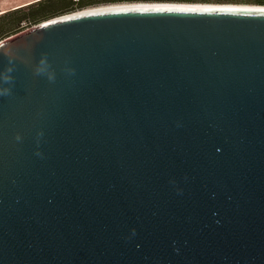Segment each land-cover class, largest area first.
Listing matches in <instances>:
<instances>
[{
    "label": "water",
    "instance_id": "1",
    "mask_svg": "<svg viewBox=\"0 0 264 264\" xmlns=\"http://www.w3.org/2000/svg\"><path fill=\"white\" fill-rule=\"evenodd\" d=\"M5 88L0 264H264L263 6L54 18Z\"/></svg>",
    "mask_w": 264,
    "mask_h": 264
},
{
    "label": "trees",
    "instance_id": "2",
    "mask_svg": "<svg viewBox=\"0 0 264 264\" xmlns=\"http://www.w3.org/2000/svg\"><path fill=\"white\" fill-rule=\"evenodd\" d=\"M204 4V5H258L264 0H42L26 7L0 14V41L19 33L22 23L36 24L73 12L107 4Z\"/></svg>",
    "mask_w": 264,
    "mask_h": 264
},
{
    "label": "crops",
    "instance_id": "3",
    "mask_svg": "<svg viewBox=\"0 0 264 264\" xmlns=\"http://www.w3.org/2000/svg\"><path fill=\"white\" fill-rule=\"evenodd\" d=\"M42 0H0V14L29 6Z\"/></svg>",
    "mask_w": 264,
    "mask_h": 264
},
{
    "label": "clouds",
    "instance_id": "4",
    "mask_svg": "<svg viewBox=\"0 0 264 264\" xmlns=\"http://www.w3.org/2000/svg\"><path fill=\"white\" fill-rule=\"evenodd\" d=\"M40 63H41V65H45V64L47 63L46 58L43 57V58L41 59ZM5 71H6L7 74L3 75L2 80H3L4 82H10L11 77H10V75H9L8 73H10V72L12 71V68H11V67H8V68H6ZM40 71H42V69H38V70H37L38 74L40 73ZM52 78H53V77H50V79H52ZM8 91H9V89H8V88H5L2 92H0V94H5V95H6V94H8ZM38 154H39V153H38ZM132 234L135 235L134 230H133V233H132Z\"/></svg>",
    "mask_w": 264,
    "mask_h": 264
},
{
    "label": "rangeland",
    "instance_id": "5",
    "mask_svg": "<svg viewBox=\"0 0 264 264\" xmlns=\"http://www.w3.org/2000/svg\"><path fill=\"white\" fill-rule=\"evenodd\" d=\"M135 4H142V3H135ZM116 5H130V4H107V5H100V6H95V7H92V8H87V9H85V10H83V11H88V10H92V9H97V8H102V7H108V6H116ZM134 5V4H133ZM214 5H216V4H214ZM239 6V5H238ZM240 6H258V5H240ZM264 7V6H263ZM83 11H79V12H83ZM79 12H73V13H71V14H75V13H79ZM51 20V19H50ZM47 21H49V20H47ZM46 22V21H45ZM37 23V22H36ZM35 22H33V23H31V24H26L27 25V27L29 28V29H31V28H33V27H35V26H37V25H39V24H41V23H39V24H36ZM43 23V22H42ZM17 35V34H16ZM15 36V35H14ZM12 37V36H11ZM10 38V37H9ZM6 39H8V38H6ZM6 39H3L2 41H4V40H6ZM2 41H0V42H2Z\"/></svg>",
    "mask_w": 264,
    "mask_h": 264
},
{
    "label": "bare ground",
    "instance_id": "6",
    "mask_svg": "<svg viewBox=\"0 0 264 264\" xmlns=\"http://www.w3.org/2000/svg\"><path fill=\"white\" fill-rule=\"evenodd\" d=\"M136 5H141V4L116 5V6H108V7H102V8L100 7V8L88 10V11H85V12L94 11V10H101V9H107V8H115V7H130V6H136ZM241 7H251V6H241Z\"/></svg>",
    "mask_w": 264,
    "mask_h": 264
},
{
    "label": "built area",
    "instance_id": "7",
    "mask_svg": "<svg viewBox=\"0 0 264 264\" xmlns=\"http://www.w3.org/2000/svg\"><path fill=\"white\" fill-rule=\"evenodd\" d=\"M27 30H29V28L27 27V25L25 23H22L21 26H20V28H19V33L18 34L23 33V32H25Z\"/></svg>",
    "mask_w": 264,
    "mask_h": 264
}]
</instances>
